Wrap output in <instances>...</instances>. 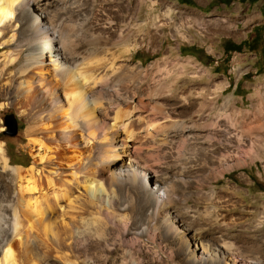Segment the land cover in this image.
<instances>
[{"label": "bare ground", "instance_id": "1", "mask_svg": "<svg viewBox=\"0 0 264 264\" xmlns=\"http://www.w3.org/2000/svg\"><path fill=\"white\" fill-rule=\"evenodd\" d=\"M32 2L42 15L29 16ZM79 2L0 0V97L11 99L23 117L32 157L28 166L11 165L0 141V264H37L30 252L37 243L46 248L32 253L39 263L46 264L53 247L64 249L60 256L68 264H77L74 257L69 261L66 250L73 254L78 246L82 214L100 216L109 209L127 216L132 232L144 233L149 226L161 231L163 238L168 236L184 264L238 263L239 251L229 241L221 237L217 243L210 241V235L188 226L172 207L178 186L198 177L192 139L186 142L193 137L192 130L157 100L161 82L140 89L148 76H137L139 69L121 59L122 37L86 32L77 13ZM147 7L145 0L121 5L127 23L144 9L142 38L163 28L160 20L146 24ZM148 104L151 113L169 122L146 120ZM160 146L174 158L153 168L148 157ZM118 218L111 223L117 228ZM176 224L185 229L177 230ZM122 264L139 262L129 258ZM242 264L263 263L249 255Z\"/></svg>", "mask_w": 264, "mask_h": 264}, {"label": "rangeland", "instance_id": "2", "mask_svg": "<svg viewBox=\"0 0 264 264\" xmlns=\"http://www.w3.org/2000/svg\"><path fill=\"white\" fill-rule=\"evenodd\" d=\"M79 1L77 13L86 32L101 31L105 38L111 33L114 38L122 37L121 59L127 60L133 70L139 69L137 76H148L140 89L145 84L161 82L157 100L163 101L161 105L171 117L186 121L185 125L188 124L193 132L192 138L181 140L189 142L192 139L190 147L195 149V167L200 172L187 185L178 186L172 207L179 218L188 226L198 228L201 234L210 235L214 243L218 237L229 241L239 251L235 254L240 260L236 264H242L249 255L258 256L264 264V55L259 49L249 51L244 47L241 51H224L222 47L224 40L239 43L252 37L254 25H263L264 39V0L254 3L228 0V3L216 2L210 8L205 7L211 0H192L195 6L179 0H145L146 9H150L146 24L160 20L163 28L156 27L144 38L139 25L145 20L144 9L127 23L122 18L121 8L127 0ZM27 11L29 16L42 15L34 2ZM191 46L201 52L193 54ZM236 83L239 87L234 90ZM139 92L133 97L135 103ZM147 106L143 112L146 120L155 121V124L156 120L157 123L169 122V118L156 117L150 111L151 105ZM9 113L17 120L14 135L3 132L6 129L3 117ZM99 118L103 119L101 114ZM24 128L25 121L11 99L0 97V141L11 165L28 166L32 159ZM205 145L210 151L204 152ZM170 153L164 146L157 147L147 163L155 168L174 158ZM143 164V168H147ZM120 212L109 209L102 211L100 216L82 214L85 222L78 226L81 232L75 242L78 246L74 247L73 254L66 250L69 261L75 258L77 264H122L123 259L130 258L139 264H184L182 257L174 254L175 245L168 236L163 238L161 231L149 226L144 233L132 232L129 219ZM117 213L124 217L120 218ZM89 217L91 221H87ZM114 218L120 220L119 228L111 225ZM64 220L70 222L68 218ZM175 226L177 230L185 229ZM82 229H87L90 235ZM82 234L87 237H81ZM37 244L30 252L45 251V247ZM51 249L50 252L58 256L50 255L46 264L69 263L60 256L64 249ZM32 253V260L41 264L38 255Z\"/></svg>", "mask_w": 264, "mask_h": 264}, {"label": "trees", "instance_id": "3", "mask_svg": "<svg viewBox=\"0 0 264 264\" xmlns=\"http://www.w3.org/2000/svg\"><path fill=\"white\" fill-rule=\"evenodd\" d=\"M181 3H185L187 5L190 6H195V4L193 3L192 0H179ZM240 2H250V3H254L257 0H239ZM216 2H224V3H228L229 1H220V0H211L207 3L205 8H210L212 5H214ZM262 13V11H261ZM263 28V25H254L252 27L253 30V35L252 37H250L247 40H242L239 43H233L231 41L228 40H224L223 41V50L224 51H241L244 47H246L249 51H256V50H260L261 54L264 55V46H261L260 44L263 43L264 44V39L262 37V33H261V29ZM191 52L193 54H198V52L200 53L201 49H198L197 47L191 46ZM231 86V84H230ZM239 87V83L235 84V88L234 90H237V88Z\"/></svg>", "mask_w": 264, "mask_h": 264}, {"label": "water", "instance_id": "4", "mask_svg": "<svg viewBox=\"0 0 264 264\" xmlns=\"http://www.w3.org/2000/svg\"><path fill=\"white\" fill-rule=\"evenodd\" d=\"M3 123L6 129L3 131L8 135H14L17 131V120L12 113L6 114L3 117Z\"/></svg>", "mask_w": 264, "mask_h": 264}, {"label": "snow or ice", "instance_id": "5", "mask_svg": "<svg viewBox=\"0 0 264 264\" xmlns=\"http://www.w3.org/2000/svg\"><path fill=\"white\" fill-rule=\"evenodd\" d=\"M3 21L2 20H0V23H2Z\"/></svg>", "mask_w": 264, "mask_h": 264}]
</instances>
